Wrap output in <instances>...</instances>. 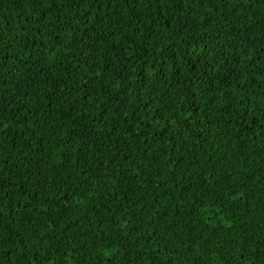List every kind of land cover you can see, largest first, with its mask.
I'll list each match as a JSON object with an SVG mask.
<instances>
[{
  "label": "trees",
  "instance_id": "16d2710c",
  "mask_svg": "<svg viewBox=\"0 0 264 264\" xmlns=\"http://www.w3.org/2000/svg\"><path fill=\"white\" fill-rule=\"evenodd\" d=\"M0 264H264V0H0Z\"/></svg>",
  "mask_w": 264,
  "mask_h": 264
},
{
  "label": "snow or ice",
  "instance_id": "6c2138e0",
  "mask_svg": "<svg viewBox=\"0 0 264 264\" xmlns=\"http://www.w3.org/2000/svg\"><path fill=\"white\" fill-rule=\"evenodd\" d=\"M33 2L39 4L42 2V0H33Z\"/></svg>",
  "mask_w": 264,
  "mask_h": 264
}]
</instances>
